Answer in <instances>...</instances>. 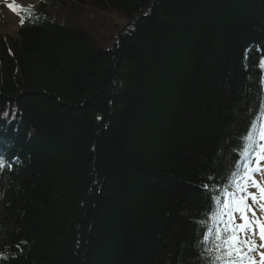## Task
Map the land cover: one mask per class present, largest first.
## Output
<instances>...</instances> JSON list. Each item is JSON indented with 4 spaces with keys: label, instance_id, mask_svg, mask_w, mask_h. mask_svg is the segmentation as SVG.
<instances>
[{
    "label": "trees",
    "instance_id": "obj_1",
    "mask_svg": "<svg viewBox=\"0 0 264 264\" xmlns=\"http://www.w3.org/2000/svg\"><path fill=\"white\" fill-rule=\"evenodd\" d=\"M24 9L0 36V264H210L209 197L264 127V0Z\"/></svg>",
    "mask_w": 264,
    "mask_h": 264
},
{
    "label": "snow or ice",
    "instance_id": "obj_2",
    "mask_svg": "<svg viewBox=\"0 0 264 264\" xmlns=\"http://www.w3.org/2000/svg\"><path fill=\"white\" fill-rule=\"evenodd\" d=\"M7 7L19 15L24 11V6L17 5L16 3H8ZM25 23L24 18L21 16L20 24L23 26ZM260 66L264 67V58L260 60ZM255 126V125H254ZM260 139L264 140V127L259 129ZM249 144L244 146L241 152V157L245 159L242 173H232V185L234 191L225 189L224 199L221 200L220 196L209 197V204L214 199L216 204L222 207L223 211L219 213L226 220L222 219L221 223L224 224L222 230H217L213 240V246L207 248L206 251L214 253V259L210 264H264V251H259L264 248V223L256 218L255 211L252 205H257L261 212H264V186L254 179V173L261 171V161H264V144L259 145V152L256 155L255 165L250 163V144L252 143V133L249 132L246 137ZM12 164L8 162L3 156H0V171L4 169H11ZM215 179V177H212ZM209 186L204 185L207 189ZM249 187H254L259 192V197L256 194L248 191ZM251 200V204L248 201ZM207 211V209H206ZM252 213V219L249 218L248 213ZM234 213L239 214L241 223L235 222ZM215 219L214 216L209 217ZM255 226V227H253ZM258 229V236L261 244L258 246L252 238L256 235ZM251 234V235H246ZM213 235V229L208 228L204 233V243H207L209 237ZM259 253V262H257L252 253ZM7 259V257H0Z\"/></svg>",
    "mask_w": 264,
    "mask_h": 264
},
{
    "label": "rangeland",
    "instance_id": "obj_3",
    "mask_svg": "<svg viewBox=\"0 0 264 264\" xmlns=\"http://www.w3.org/2000/svg\"><path fill=\"white\" fill-rule=\"evenodd\" d=\"M37 2L38 0H0V36H5V35L13 36L17 29V25L20 22V16L17 13L11 11L7 7L8 3H16L17 5H22V6H34ZM82 23L84 25H87L86 20L83 21ZM260 167H261V171L258 172L259 177H256L254 179L257 182H259L261 186H264V162L261 163ZM251 188L253 189L254 187ZM251 193H254L256 194L257 197H259L257 190L256 191L252 190ZM253 210L255 211L256 218L260 219V221H263L264 223V212H261L257 205H254ZM236 214L239 221V214L238 213ZM249 218L252 219V213L249 216ZM252 238L255 240L258 246L261 244V241L259 240V236H258V229H256V235L253 236ZM259 251H264V248H260ZM254 258L257 262H259L260 257L258 252H256Z\"/></svg>",
    "mask_w": 264,
    "mask_h": 264
}]
</instances>
